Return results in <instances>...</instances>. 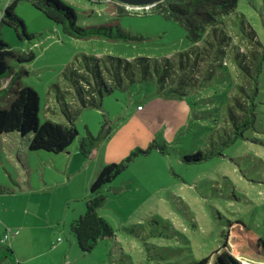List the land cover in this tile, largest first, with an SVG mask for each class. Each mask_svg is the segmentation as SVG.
Instances as JSON below:
<instances>
[{"label": "rangeland", "instance_id": "374dc122", "mask_svg": "<svg viewBox=\"0 0 264 264\" xmlns=\"http://www.w3.org/2000/svg\"><path fill=\"white\" fill-rule=\"evenodd\" d=\"M12 1L0 0V20ZM63 1L76 10L79 25L117 23L135 39L73 38L29 1L20 2L16 12L34 35L32 40H20L12 28L1 27L14 49L36 55L32 62L11 65L27 72L23 83L40 95L41 122L74 125L79 136L60 154L30 151L28 137L17 133L0 136V239L6 230L12 238L0 243V255L5 245H14L17 264H196L219 251L229 221L243 219L264 236V104L259 107L258 132L248 133L256 140L239 141L233 152L224 147L230 157L184 160L198 151L218 149L226 139L229 124L222 113L220 122L213 121V107L225 109L227 100L221 96L232 94L230 76L241 82L231 46L225 55L210 54V60L225 59L228 67L215 63L213 77L200 82L208 74L201 72L194 82L198 89L187 92L180 89L191 87L195 78L188 81L190 73L184 74L182 66L192 64L203 47L210 52L206 43L193 45L179 23L151 7L135 10L115 0ZM225 19L219 34L223 30L232 38L234 53L250 49L244 38L248 22L264 41V0H240L238 10ZM86 56L132 62L147 57L149 72H136L134 80L122 72L123 87L113 82V92L97 98L100 106H83L73 96L69 79L70 68L84 74ZM261 79L264 91V72ZM54 85L65 96L69 117L55 99L59 94ZM104 123L111 127L110 137L96 157L86 158L78 150L79 140L87 130L98 135ZM153 140L167 143L166 152L138 155L103 189L108 200L100 213L112 224L115 237L99 242L90 253L82 252L71 223L85 213L96 176L138 148L147 150ZM16 230L19 235L13 237ZM16 263L10 258L2 262Z\"/></svg>", "mask_w": 264, "mask_h": 264}, {"label": "trees", "instance_id": "16d2710c", "mask_svg": "<svg viewBox=\"0 0 264 264\" xmlns=\"http://www.w3.org/2000/svg\"><path fill=\"white\" fill-rule=\"evenodd\" d=\"M22 1L31 2L48 19L61 26L65 34L76 39L103 38L110 41H128L135 39V37L121 30L117 23L79 25L76 10L63 0H13L1 11L0 136L17 133L22 138L28 137L27 147L30 151L43 150L60 154L67 151L77 140L79 132L74 125L55 123L50 120L41 122L40 95L33 87L23 83V75L27 72L24 69L16 71L11 65V61L20 65L32 62L36 55L33 51L20 52L14 49L5 41L1 31L2 26H7L15 31L20 40H32L34 38V35L29 33L25 21L16 12L17 6ZM239 3L240 0H162L152 7L164 18L179 23L185 29L186 36L193 45L199 46L206 43L209 47L210 53L203 47V52H198L192 64L189 61L186 67L182 66L185 71L184 74L190 73L187 80L195 79L190 82V88L187 84L180 90L188 92L189 89H198V86L195 85L196 80L205 70L208 74L207 76L204 75L203 81L200 82L205 83L210 80L214 75L215 63L228 67L225 59L222 62L216 59L210 60V54L219 51L225 55L227 53L226 48L230 46V56H233L241 76V82H237L230 76L231 82H233L231 86L233 95L228 96V94L223 93L221 96L222 98L226 97L227 100L225 109L222 110L221 106L213 107L217 116L213 121L220 122L223 114L226 117L225 122L229 124V128L226 129L228 130L226 131V139L221 142L218 149L209 152L198 151L193 155H186L184 160L188 163L202 162L217 156L230 157V153V156L225 155L224 147L231 148L230 151L233 152L239 147V141L256 140L249 138L248 133L258 132L259 107L264 104V91L261 87V75L264 72V41L257 36L258 32L250 22H248V31L244 34L245 37L240 36L246 38L250 45L247 52L234 53V47L230 42L232 38L225 35L223 30H220L221 34H219V26L224 25L225 18L238 10ZM85 61V68H81L84 74L70 68L71 78L69 80L73 86H70V90L74 93L75 99L83 106H100L101 103L97 98L102 99L105 94L113 92V82H116L120 87L124 86L122 72L132 80L138 71H141L145 76L149 72L150 59L138 57L132 62L114 56H107L105 60L86 56ZM102 66L105 68L107 76ZM200 85L202 84L200 83ZM54 87L59 94V96H55V99L66 116L65 96L58 85H54ZM176 92L184 95L179 90ZM2 102H5L4 106L1 105ZM67 116L69 117V115ZM110 134L111 127L107 123L103 124L98 135L87 130V134L79 140V152L86 158L96 157L99 146L110 137ZM155 149L165 153L167 143L161 144L158 140H153L147 150L138 148L123 163L109 164L96 176L90 187L85 213L71 223V231L82 252L90 253L99 242L115 237L112 224L100 213L108 200V195L103 189L127 169L130 162L134 161L138 155L149 154ZM7 258L16 263L14 251L10 246L5 245V250L0 255V264ZM212 258V264H264V236L243 219L229 221L225 239L219 251L203 258L196 264H210Z\"/></svg>", "mask_w": 264, "mask_h": 264}, {"label": "water", "instance_id": "95a60500", "mask_svg": "<svg viewBox=\"0 0 264 264\" xmlns=\"http://www.w3.org/2000/svg\"><path fill=\"white\" fill-rule=\"evenodd\" d=\"M121 4L129 6H154L162 0H115Z\"/></svg>", "mask_w": 264, "mask_h": 264}, {"label": "built area", "instance_id": "2783aa9c", "mask_svg": "<svg viewBox=\"0 0 264 264\" xmlns=\"http://www.w3.org/2000/svg\"><path fill=\"white\" fill-rule=\"evenodd\" d=\"M129 6V5H128ZM155 6V5H154ZM154 6H129V7H134L135 10H139L141 8H149V7H154ZM139 109H141V107H139ZM1 222H0V228H1ZM19 231L16 230L13 235H18ZM11 239V233L9 232V230H6L3 237L0 239V243L1 244H5L8 243V241ZM60 240V239H59Z\"/></svg>", "mask_w": 264, "mask_h": 264}, {"label": "crops", "instance_id": "0c3cea01", "mask_svg": "<svg viewBox=\"0 0 264 264\" xmlns=\"http://www.w3.org/2000/svg\"><path fill=\"white\" fill-rule=\"evenodd\" d=\"M0 229H1V228H0ZM18 235H19V234H18ZM18 235H14L13 237H15V236H18ZM11 239H12V238H11ZM11 239H10V240H11ZM9 242H10V241H9ZM11 249H12L13 251H15V252H16V248H15V246H14V245H12V246H11ZM15 252H14V255H15Z\"/></svg>", "mask_w": 264, "mask_h": 264}]
</instances>
